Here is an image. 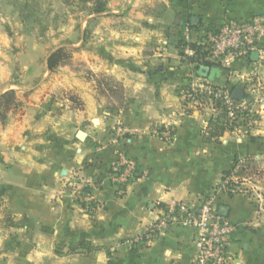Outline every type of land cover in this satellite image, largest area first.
<instances>
[{"label":"crops","instance_id":"crops-1","mask_svg":"<svg viewBox=\"0 0 264 264\" xmlns=\"http://www.w3.org/2000/svg\"><path fill=\"white\" fill-rule=\"evenodd\" d=\"M257 13H264V0H107L100 13V73L122 84L124 107L99 106L86 92L82 109H62L47 100L42 85L18 86L19 106L0 116V264H192V230L146 232L162 207L196 204L216 191L235 160L264 158V104L250 135L214 132L205 113L184 115L176 89L196 65L184 60L182 32L170 27L181 31L192 15L202 26ZM5 45L0 37V94L17 87L6 70ZM27 57L38 62L42 54ZM218 76L208 72L210 80ZM91 121L100 131L83 130L85 140H77L79 127ZM153 125L171 128L170 141L154 135ZM117 152L133 159L138 172L120 186L107 171ZM83 182L102 209L88 213L72 203L69 186ZM218 202L237 227L231 262L264 264V209L240 195L222 194Z\"/></svg>","mask_w":264,"mask_h":264},{"label":"rangeland","instance_id":"rangeland-1","mask_svg":"<svg viewBox=\"0 0 264 264\" xmlns=\"http://www.w3.org/2000/svg\"><path fill=\"white\" fill-rule=\"evenodd\" d=\"M102 1L106 8L107 0ZM156 7L158 8L157 14L161 13L160 6ZM94 8H96L95 0H0V37H4L8 41V45L2 48L3 53L7 52L9 58L6 70L9 72L11 85L13 83L17 85L16 89H8L14 92L13 97H10L11 100L12 98L16 99L15 92L19 90L20 86L24 90L33 87L31 88L33 90L36 88L34 85H42L44 93L48 95L47 100H53L62 109L66 107L82 109V94L86 92L94 96L99 106L100 102L110 108L121 106V102L125 105L128 96L123 86L122 88L119 87L122 84L112 77L100 73V13H94ZM170 32L180 36L182 30L179 31L175 27H170ZM195 33L196 30L193 28L192 34ZM32 38L44 45L42 47L34 46L35 40L30 43ZM17 43L19 45H15ZM21 43L24 45L21 46ZM179 46H183V44L180 43ZM58 48L63 49L64 57L59 65L50 71L47 69L46 59L52 51ZM34 49H37L38 52L36 53ZM33 52L42 54L40 61H30V57L27 55ZM181 52L183 55L184 49H181ZM22 54L26 55L24 62L19 61ZM183 57L185 61L193 65L196 62L195 58L185 55ZM2 58L5 59L4 56L1 57L0 55V59ZM246 66L251 67L247 70ZM213 68L210 75L219 74L215 80H210L207 76L200 77L197 74L198 69H195L188 72L186 82L189 78L191 79L192 73L195 74L196 72V77H192V84L200 85L202 88L208 85L225 86L232 92L235 87L242 86L243 97L240 99L233 98L235 100L234 105L238 106V108L232 109L233 119L225 118L224 108L205 94L196 98V101L202 106V111L197 106L198 110L195 108L188 113L183 112L181 109L183 103L179 97V91L186 82L180 83L176 89L182 113L189 115L193 112H199L211 116L213 119H211V127L214 132L225 130L237 135L252 134L258 126L260 111L262 110V107L257 106L264 104V61L258 60L254 56L249 58L248 62H234L228 69H223L218 65ZM116 82L120 85L118 86ZM243 102L245 106L240 105ZM17 104H19L18 101L10 106L17 107L19 106ZM1 112L4 113V109L0 106ZM87 123L79 128L90 132L100 131L97 121ZM172 134L173 130L171 129L170 138L166 140L162 138L168 142L172 138ZM93 140L95 141L94 145L98 147L103 143H100V138L96 136ZM236 161L238 162L237 171L232 170V167L228 175L222 174L216 187L218 189L221 184H224L226 186L225 192H212L210 194L215 195L217 204H221L218 201L221 200L222 194L227 196L240 195L248 198L256 207L264 209V158L256 156L249 159H237L233 165L236 164ZM107 171L109 178L115 182L114 184L120 186L121 183L113 179L115 176L111 171V164L107 167ZM76 184L72 183L71 185L74 188L77 186ZM229 184L234 186L230 187ZM71 185L69 186L70 193L73 189ZM235 185H237L238 190L241 188L242 192L237 191ZM229 189H234L235 192H230ZM72 203L78 205L85 212L92 209L91 205L85 206L82 202L75 201L74 197ZM95 203L99 205L98 209H102L99 202Z\"/></svg>","mask_w":264,"mask_h":264},{"label":"built area","instance_id":"built-area-1","mask_svg":"<svg viewBox=\"0 0 264 264\" xmlns=\"http://www.w3.org/2000/svg\"><path fill=\"white\" fill-rule=\"evenodd\" d=\"M192 30L193 28L187 23L183 26V56L195 58L196 70L199 67L198 64L205 62L228 69L234 62H248V59L254 56L258 60L264 61V13L254 14L244 20L226 19L219 23L202 25L195 29L194 35ZM196 75V72L192 73L191 79L189 78L190 80L188 79L180 88L179 97L183 103L182 111L188 113L195 108L202 111V106L196 101V98L205 94L224 108L225 118L233 119L232 109L238 108V106L234 105L235 100L232 98V92L225 86L208 85L202 88L200 85L192 84V77H196ZM244 104L243 102L240 105ZM210 119H212L211 116ZM150 131L165 140L171 135L170 128H161L158 125L151 126ZM116 154V161L111 163V171L115 176L113 179L125 184L136 177L138 173L136 162L121 152ZM237 163L236 161L232 170L237 171ZM76 185L74 188L71 185L73 188L71 195L75 201L82 202L85 206L91 205L92 209L88 212L98 209L99 205L95 203L88 191L89 184L83 182ZM228 186L233 187L234 185L229 184ZM225 187L224 184H221L214 193L225 192ZM235 187L237 191L242 192L241 188L238 190L237 185ZM229 191L235 192L234 189H229ZM215 199L214 194H209L196 204L174 201L162 207L161 213L152 223L145 237L153 236L168 227L190 229L196 249L192 264H233L228 246L237 227L221 214Z\"/></svg>","mask_w":264,"mask_h":264},{"label":"trees","instance_id":"trees-1","mask_svg":"<svg viewBox=\"0 0 264 264\" xmlns=\"http://www.w3.org/2000/svg\"><path fill=\"white\" fill-rule=\"evenodd\" d=\"M95 7L93 9L94 13H101L105 10V6H104V2L102 0H95ZM195 18V20H194ZM195 23L194 25H192V23ZM186 23L191 27V28H198L199 26H196L197 23V18L195 16H189L188 19L186 20ZM64 57V52L62 48H58L54 51H52L47 59H46V66L48 70H53L57 65H59V63L61 62V59ZM208 66L211 67L213 66V64H210L208 62H205L203 64H198V66ZM118 84V86L120 85L118 82H116ZM120 88H122V85L119 86ZM14 92L13 90H6L5 92H3L2 94H0V106L3 107L4 109V113L5 111L11 107L10 105L16 103V99L12 98V100L10 99V97H13ZM125 105L122 104L121 102V106H114L112 108H119V107H124ZM4 113H0L1 118L3 119L5 117ZM230 172V170L224 171L223 175H228ZM159 206H163L162 204H160Z\"/></svg>","mask_w":264,"mask_h":264},{"label":"water","instance_id":"water-1","mask_svg":"<svg viewBox=\"0 0 264 264\" xmlns=\"http://www.w3.org/2000/svg\"><path fill=\"white\" fill-rule=\"evenodd\" d=\"M194 20H195V18H194ZM194 24L195 23L193 22L192 25H194ZM213 67H215V66H213ZM208 72H210V67H208V66H200L197 70V74L203 78L206 76L208 77ZM243 95H244V92H243L242 86H237L232 91V98H234V99H240L243 97ZM75 136H76L77 140L84 141L86 138V133L83 130L79 129L75 133Z\"/></svg>","mask_w":264,"mask_h":264}]
</instances>
